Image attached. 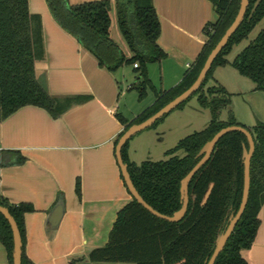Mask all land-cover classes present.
<instances>
[{
    "label": "trees",
    "instance_id": "16d2710c",
    "mask_svg": "<svg viewBox=\"0 0 264 264\" xmlns=\"http://www.w3.org/2000/svg\"><path fill=\"white\" fill-rule=\"evenodd\" d=\"M210 1L217 19L204 28L207 42L177 85L158 90L149 77L148 66L161 62L167 53L158 45L161 24L153 0H96L78 4H71L69 0H46L55 21L96 57L100 67L116 73L124 66H131L140 82L131 85L130 89L139 88L140 97L147 87L155 94L153 104L135 118L129 120L117 114L125 129L116 139L115 146L131 125L154 115L198 78L208 56L235 20L241 3V0ZM113 5L130 57L111 36ZM260 22H264V0H250L242 24L214 61L200 89L193 94L200 107L208 109L211 115L203 130L181 139L165 152L167 159L161 161L132 162L128 155L130 141L122 149L123 160L140 196L154 210L173 216L182 207V180L200 161L198 154L202 147L227 126H242L250 131L255 150L251 159L248 203L215 264H247L242 251L251 248L260 226L258 215L264 204V123L248 127L238 122L230 109L233 94L213 77L214 69L230 63L228 56L233 46L247 39ZM44 56L42 20L39 15L30 13L28 0H0L2 120L25 106L41 107L58 119L72 105L89 99L88 96L51 95L46 79L39 77L35 68L36 62ZM231 64L241 76L255 84V90L264 91V28ZM210 81L213 84H209ZM190 99L176 110H182ZM226 110L228 119L223 120L222 113ZM167 116L151 128L157 127ZM244 146L249 149L247 137L240 132L228 133L218 141L210 159L189 184L188 210L180 221L160 219L133 198L118 212L107 244L94 248L80 261L87 264H208L218 238L226 231L242 202ZM14 153L18 155L15 164L25 161L19 152ZM76 193L81 197L80 180H77ZM60 202H63L62 197ZM0 205L8 209L20 230L22 264H30L25 254V215L34 211L33 206L13 204L2 195ZM0 242L7 250L9 263L13 264V232L1 213Z\"/></svg>",
    "mask_w": 264,
    "mask_h": 264
},
{
    "label": "crops",
    "instance_id": "0c3cea01",
    "mask_svg": "<svg viewBox=\"0 0 264 264\" xmlns=\"http://www.w3.org/2000/svg\"><path fill=\"white\" fill-rule=\"evenodd\" d=\"M153 2L161 24L158 45L167 57L150 64L148 74L158 90H168L182 80L187 65L196 60L208 40L204 28L216 21L217 14L210 0ZM28 3L30 13L42 20L45 56L35 64L37 75L46 79L53 96L89 99L72 105L58 119L37 106H25L5 120L0 113V153L10 151L11 155L0 163V195L13 204L28 203L34 208L25 215V254L30 264H87L80 260L107 244L118 212L133 200L115 154V141L125 129L117 117L122 96L119 70L113 73L100 67L96 57L55 21L46 0ZM111 36L130 57L114 5ZM154 100L155 94L139 113L124 117L135 118ZM172 113L154 129L165 127ZM144 131L130 140L132 162L137 163V148L131 143ZM144 140L145 136L142 145ZM14 152L25 161L15 164L18 155ZM77 180L81 197L76 193ZM59 205L63 216L54 227L49 220ZM258 216L255 241L242 251L247 264H264V204ZM0 264H10L1 242Z\"/></svg>",
    "mask_w": 264,
    "mask_h": 264
},
{
    "label": "rangeland",
    "instance_id": "374dc122",
    "mask_svg": "<svg viewBox=\"0 0 264 264\" xmlns=\"http://www.w3.org/2000/svg\"><path fill=\"white\" fill-rule=\"evenodd\" d=\"M263 28L264 22H260L247 39L233 46L228 56L231 62L225 66L217 67L213 71L215 80L233 94L230 109L236 120L248 127L264 123V91L255 90V84L250 79L241 76L231 63L232 59L250 41L255 39ZM219 70L221 73H218ZM117 75L122 87V96L119 102L120 113L125 117H131L139 113L154 98V92L147 87L145 94L140 97L139 88H129L140 82L131 66H124L117 72ZM209 84H213V81H210ZM183 109V111L174 110V113L171 112L173 115L166 119L165 127L158 128L157 131L154 128L146 129L147 131L142 133V137L134 139L131 145L137 148L134 156L137 163L167 159L165 156L167 150L173 148L184 137L203 130L211 120L209 110L200 107L196 96L192 97ZM222 119H228L227 110L222 113ZM160 129H164L165 132H160ZM144 136L145 140L142 145L141 140Z\"/></svg>",
    "mask_w": 264,
    "mask_h": 264
},
{
    "label": "water",
    "instance_id": "95a60500",
    "mask_svg": "<svg viewBox=\"0 0 264 264\" xmlns=\"http://www.w3.org/2000/svg\"><path fill=\"white\" fill-rule=\"evenodd\" d=\"M250 0H241L240 8L238 14L231 24V26L227 29L221 40L218 42L216 47L212 50L210 55L208 56L203 68L201 69L198 78L193 83V85L184 91L182 94L177 96L171 102L166 104L162 107L159 111H157L154 115L146 119L141 123H136L131 125L119 138L118 143L115 148V154L117 158L118 165L121 170L122 177L126 184V187L132 197L141 204L144 208H146L149 212H151L154 216L169 221V222H178L180 221L187 213L188 205H189V184L193 179L194 175L198 172V170L210 159L216 144L218 141L225 135L231 132H240L243 133L247 137V141L249 143V149L244 146L243 156H244V190H243V197L240 208L236 215L231 218L230 223L226 229V231L220 235L217 240L215 250L213 252L212 257L210 258L208 264H215L216 259L218 258L219 254L223 251L226 246L227 241L229 240L230 236L232 235L237 223L241 219L245 208L248 203L250 186H251V176H250V167H251V159L255 150V143L252 134L250 131L242 126H227L221 129L214 137L209 140L200 150L198 157H201L200 161L196 164V166L189 172V174L182 180L181 183V200H182V207L180 210L175 212L173 216H166L158 211L154 210L150 205H148L144 199L140 196L137 189L135 188L130 174L128 172V166L124 162L122 157V149L124 146L129 142L132 138H134L137 134L141 133L142 131L151 128L158 120L162 119L163 117L169 115L171 112L176 110L182 103L186 102L190 99L194 93H196L203 82L205 81L212 65L221 51L226 47L230 38L234 35L237 31L239 26L242 24L247 9L249 7ZM11 157L9 153H0V163L8 160ZM0 213L8 220L12 232H13V241H14V252H13V264H22V238L20 234V230L18 225L16 224L14 218L10 215L7 208L0 205ZM63 216V207L59 205L53 211L50 217V223L52 226L56 227L60 223Z\"/></svg>",
    "mask_w": 264,
    "mask_h": 264
},
{
    "label": "built area",
    "instance_id": "2783aa9c",
    "mask_svg": "<svg viewBox=\"0 0 264 264\" xmlns=\"http://www.w3.org/2000/svg\"><path fill=\"white\" fill-rule=\"evenodd\" d=\"M192 65H187L188 68H191ZM135 67H137V65L135 64Z\"/></svg>",
    "mask_w": 264,
    "mask_h": 264
}]
</instances>
